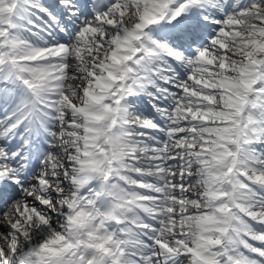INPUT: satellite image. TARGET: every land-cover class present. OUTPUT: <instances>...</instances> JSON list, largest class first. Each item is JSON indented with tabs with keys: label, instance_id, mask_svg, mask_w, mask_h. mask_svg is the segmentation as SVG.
<instances>
[{
	"label": "snow or ice",
	"instance_id": "snow-or-ice-1",
	"mask_svg": "<svg viewBox=\"0 0 264 264\" xmlns=\"http://www.w3.org/2000/svg\"><path fill=\"white\" fill-rule=\"evenodd\" d=\"M0 264H264V0H0Z\"/></svg>",
	"mask_w": 264,
	"mask_h": 264
}]
</instances>
